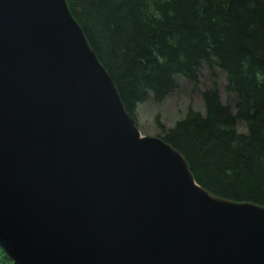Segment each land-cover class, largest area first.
I'll return each instance as SVG.
<instances>
[{
    "label": "water",
    "instance_id": "95a60500",
    "mask_svg": "<svg viewBox=\"0 0 264 264\" xmlns=\"http://www.w3.org/2000/svg\"><path fill=\"white\" fill-rule=\"evenodd\" d=\"M0 247L13 264H264V206L141 134L66 0H0Z\"/></svg>",
    "mask_w": 264,
    "mask_h": 264
},
{
    "label": "trees",
    "instance_id": "16d2710c",
    "mask_svg": "<svg viewBox=\"0 0 264 264\" xmlns=\"http://www.w3.org/2000/svg\"><path fill=\"white\" fill-rule=\"evenodd\" d=\"M66 1L134 119L138 104L161 102L177 77L197 86L202 64L225 73L234 110L213 84L201 92L203 113L188 109L171 127L156 116L157 136L209 193L264 206V0ZM0 264H13L1 247Z\"/></svg>",
    "mask_w": 264,
    "mask_h": 264
},
{
    "label": "rangeland",
    "instance_id": "374dc122",
    "mask_svg": "<svg viewBox=\"0 0 264 264\" xmlns=\"http://www.w3.org/2000/svg\"><path fill=\"white\" fill-rule=\"evenodd\" d=\"M214 74L205 64L199 69L198 85L194 86L185 77H177V87L168 94L161 102H154L147 99L136 107V123L141 134L147 136L160 135V129L156 124V116L166 127H171L175 121L185 115L188 109L204 112L205 106L201 96L204 89L213 84L217 87L221 101L229 105L234 110L235 96L229 94L226 89L225 73L214 69ZM237 128L240 132H245L246 128L242 121H238Z\"/></svg>",
    "mask_w": 264,
    "mask_h": 264
}]
</instances>
